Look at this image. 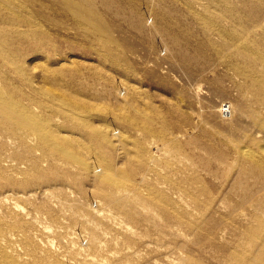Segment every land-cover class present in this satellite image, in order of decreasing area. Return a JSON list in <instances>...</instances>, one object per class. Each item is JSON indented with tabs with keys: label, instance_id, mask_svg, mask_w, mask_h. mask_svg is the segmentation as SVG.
Segmentation results:
<instances>
[{
	"label": "rangeland",
	"instance_id": "rangeland-1",
	"mask_svg": "<svg viewBox=\"0 0 264 264\" xmlns=\"http://www.w3.org/2000/svg\"><path fill=\"white\" fill-rule=\"evenodd\" d=\"M31 1L0 54L71 112L0 123V264H264V0Z\"/></svg>",
	"mask_w": 264,
	"mask_h": 264
},
{
	"label": "bare ground",
	"instance_id": "bare-ground-1",
	"mask_svg": "<svg viewBox=\"0 0 264 264\" xmlns=\"http://www.w3.org/2000/svg\"><path fill=\"white\" fill-rule=\"evenodd\" d=\"M1 2H2V0H0ZM4 2L6 1V0H3ZM7 1H11V0H7ZM28 1V0H27ZM33 1V0H32ZM31 1V2H32ZM0 2V3H1ZM24 2H26V1H24ZM23 2V3H24ZM29 2H30V0H29ZM73 1L72 0H53L52 1V3H51V10L53 11V12H57V5H60V4H58V3H62V4H64V5H66V11L67 12H69L70 13V9L72 10L74 7L73 6H75V3H74V5H73V3H72ZM4 6L5 5H7L6 4V2L5 3H2ZM12 4V3H11ZM11 4H9L8 6H10ZM25 4V3H24ZM24 4L22 5L23 7H24ZM27 5V4H26ZM33 5V4H32ZM2 6V5H1ZM29 6V5H28ZM35 6H38V5H35ZM71 6H72V8H71ZM8 8L9 7H7V10H8ZM11 8V7H10ZM16 8V7H15ZM19 7H17V9H18ZM25 8H27V7H25ZM38 8H39V6H38ZM37 8V9H38ZM41 8V7H40ZM47 8V7H46ZM61 8H62V6H61ZM6 8H4V10H5ZM20 9H21V7H20ZM23 9V8H22ZM43 9V8H42ZM59 9V8H58ZM76 9V8H75ZM11 10V9H10ZM13 10V9H12ZM60 10V9H59ZM62 10H63V8H62ZM14 11V10H13ZM12 11V12H13ZM16 11V10H15ZM46 11V10H45ZM65 11V10H64ZM73 12H75V10L73 9ZM15 13V12H14ZM0 14H2V13H0ZM39 14V13H38ZM12 16H14L13 17V19L15 18V14L14 15H12L11 14V17ZM45 17V16H44ZM17 18V17H16ZM40 18V17H39ZM2 20V19H1ZM8 20H10V18L8 19ZM26 20V19H25ZM31 20V19H30ZM14 21V20H13ZM15 21H17V20H15ZM22 21V20H21ZM20 21V22H21ZM26 22H27V20H26ZM7 22H5V24H6ZM10 23H12V22H10ZM17 23V22H16ZM14 24V23H13ZM12 24V25H13ZM21 24V23H20ZM24 24V23H23ZM31 24V23H30ZM9 25V24H8ZM19 25V24H18ZM26 25H27V23H26ZM29 25V24H28ZM27 25V26H28ZM32 25V24H31ZM23 26V25H22ZM7 27V26H6ZM16 27V26H15ZM18 27V26H17ZM11 28V27H10ZM5 29V28H4ZM8 33V32H7ZM10 33V32H9ZM14 33V32H13ZM18 33V32H17ZM3 34V33H2ZM8 35V34H7ZM17 35V34H16ZM2 36V35H1ZM6 36V35H5ZM9 37V36H8ZM19 37V36H18ZM12 38V37H11ZM16 38V37H15ZM2 39H4V36H3V38ZM7 38L5 37V39L4 40H6ZM9 39H10V37H9ZM18 39V38H17ZM13 40H14V38H13ZM19 40V39H18ZM17 40V41H18ZM8 41V40H7ZM10 41V40H9ZM15 41V40H14ZM4 43V42H3ZM7 44V43H6ZM11 44V43H10ZM0 45H3V44H0ZM4 48V47H3ZM1 49V48H0ZM2 52V51H1ZM4 53L5 52H7V51H5V49H4V51H3ZM3 52H2V54H3ZM2 54H0V61L2 60V63L4 64V65H6L8 68H10V70H11V68H13L14 69V72L17 74V75H19L20 77V79H21V86H15V85H12V84H10V83H8V81L9 80H7V82L5 81V79H3L4 78V76H2L1 78L3 79V80H0V83H1V81L3 82V84H0V123H5V125H7V126H9V128L10 129H22V128H24V127H26V126H31L30 125V122L28 121V118L29 117H31L32 119H33V121L35 122V121H38L37 119H36V117L37 116H35V112H34V110L33 109H29L27 106H31L32 108H38V109H42V110H45V111H47V112H51V113H61V114H68V112H71V109L70 110H68V106H66L67 105V103H66V101L64 100V101H62V104L61 105H58L57 103H56V98L52 95V94H50V93H52V92H49V90L48 89H46L45 87H43V86H35L34 84H33V82H32V80L31 81H29L28 79H26L25 78V80H23L22 79V77L23 76H21L22 74V72H20V70H19V67L17 66V65H15V64H18V63H14V60L13 59H11V57L8 59L7 58V56L4 54V55H2ZM8 55H11V53L10 54H8ZM13 58H14V56H12ZM15 59V58H14ZM16 60V59H15ZM16 62V61H15ZM1 67H4V66H1ZM5 68V67H4ZM3 70V69H2ZM2 70H0L1 72H2ZM9 70V71H10ZM13 71V70H12ZM5 72V71H4ZM3 72V73H4ZM15 74V76H17ZM21 74V75H20ZM2 75V74H1ZM8 76V75H7ZM27 76V75H26ZM18 77V76H17ZM16 77V78H17ZM25 77V76H24ZM0 78V79H1ZM10 78V77H9ZM8 79V78H7ZM17 80V79H16ZM19 81V80H18ZM19 83V82H18ZM52 91V90H51ZM54 93V92H53ZM23 101H27L26 103H28L29 105H27L26 107L24 106L23 107V105L21 104V102L23 103ZM25 103V102H24ZM29 106V107H30ZM69 106L71 107L72 105L71 104H69ZM35 110H37V109H35ZM224 113H226V111H224ZM74 114V113H73ZM63 115V116H64ZM66 116V115H65ZM69 116V115H68ZM40 119V118H39ZM70 119H71V116H70ZM72 119H74V116L72 115ZM41 120V119H40ZM45 119H43V121H44ZM32 121V122H33ZM46 121V120H45ZM41 123H42V121H41ZM44 123V122H43ZM46 123V122H45ZM51 123H49V125H50ZM3 125V124H2ZM4 125V126H5ZM34 126H35V124H33ZM32 125V126H33ZM28 126V127H29ZM33 126V127H34ZM51 126V125H50ZM28 127H26V128H28ZM2 129V128H1ZM0 129V130H1ZM4 129V128H3ZM34 130V129H33ZM48 129L47 128H45V126L44 127H41V125L39 124V128L38 129H35L34 130V133H36L37 135H39L40 137H41V141L43 142V143H51L52 142V140L55 138V141H59V142H61L62 144L63 143H65V142H67L68 143V141L67 140H65V139H62L61 138V136H58L57 135V133L56 134H51V133H49L48 131H47ZM3 131V130H2ZM1 131V132H2ZM24 131H26V130H24L23 129V132ZM7 132V131H6ZM27 132H28V130H27ZM26 132V133H27ZM7 133H9V132H7ZM11 133V132H10ZM14 133V132H13ZM16 133H17V131H16ZM29 133H27V135H28ZM31 135V134H30ZM32 136H34V135H32ZM39 136H38V138H39ZM43 145V144H42ZM257 145V144H256ZM260 145V144H259ZM43 147V146H42ZM260 147V146H259ZM46 150V149H45ZM48 150V149H47ZM49 151V150H48ZM259 152H262V153H260V154H264V144L260 147V149H259Z\"/></svg>",
	"mask_w": 264,
	"mask_h": 264
},
{
	"label": "built area",
	"instance_id": "built-area-1",
	"mask_svg": "<svg viewBox=\"0 0 264 264\" xmlns=\"http://www.w3.org/2000/svg\"><path fill=\"white\" fill-rule=\"evenodd\" d=\"M226 107H227V105H225V106L223 105L222 111L226 110L227 109Z\"/></svg>",
	"mask_w": 264,
	"mask_h": 264
}]
</instances>
